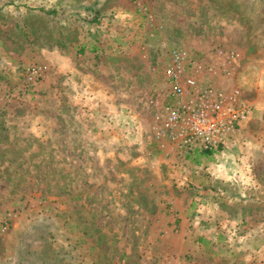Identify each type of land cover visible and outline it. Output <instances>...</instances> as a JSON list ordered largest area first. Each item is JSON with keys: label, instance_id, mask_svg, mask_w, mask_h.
Instances as JSON below:
<instances>
[{"label": "rangeland", "instance_id": "1", "mask_svg": "<svg viewBox=\"0 0 264 264\" xmlns=\"http://www.w3.org/2000/svg\"><path fill=\"white\" fill-rule=\"evenodd\" d=\"M175 48L251 110L212 150ZM0 264H264V0H0Z\"/></svg>", "mask_w": 264, "mask_h": 264}, {"label": "built area", "instance_id": "2", "mask_svg": "<svg viewBox=\"0 0 264 264\" xmlns=\"http://www.w3.org/2000/svg\"><path fill=\"white\" fill-rule=\"evenodd\" d=\"M187 54L179 48L170 52V62L165 67V75L170 82L171 94L178 100L174 106L163 109L165 125L177 126L187 120L186 143H199L201 149L212 150L225 138L235 133L239 125L250 117L251 110L246 106L233 104L223 93H216L210 88L198 90L196 82L184 76ZM189 92L191 99L185 101L183 96ZM156 138L162 134L156 130Z\"/></svg>", "mask_w": 264, "mask_h": 264}, {"label": "trees", "instance_id": "3", "mask_svg": "<svg viewBox=\"0 0 264 264\" xmlns=\"http://www.w3.org/2000/svg\"><path fill=\"white\" fill-rule=\"evenodd\" d=\"M9 3H12L11 1H8Z\"/></svg>", "mask_w": 264, "mask_h": 264}, {"label": "crops", "instance_id": "4", "mask_svg": "<svg viewBox=\"0 0 264 264\" xmlns=\"http://www.w3.org/2000/svg\"><path fill=\"white\" fill-rule=\"evenodd\" d=\"M259 231H260V229H259ZM260 233V232H259Z\"/></svg>", "mask_w": 264, "mask_h": 264}]
</instances>
